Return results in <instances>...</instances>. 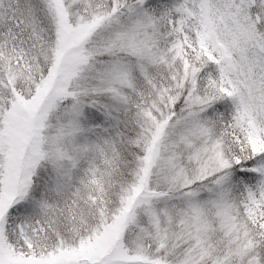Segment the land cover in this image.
Returning <instances> with one entry per match:
<instances>
[{
  "label": "snow or ice",
  "instance_id": "1",
  "mask_svg": "<svg viewBox=\"0 0 264 264\" xmlns=\"http://www.w3.org/2000/svg\"><path fill=\"white\" fill-rule=\"evenodd\" d=\"M0 264H264V0H0Z\"/></svg>",
  "mask_w": 264,
  "mask_h": 264
}]
</instances>
